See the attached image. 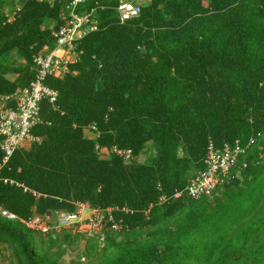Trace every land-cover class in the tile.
<instances>
[{
  "label": "trees",
  "instance_id": "1",
  "mask_svg": "<svg viewBox=\"0 0 264 264\" xmlns=\"http://www.w3.org/2000/svg\"><path fill=\"white\" fill-rule=\"evenodd\" d=\"M133 1L139 15L121 23L118 0H0L2 96L30 85L74 14L88 20L66 70L45 78L58 98L39 103L36 139L0 171V208L17 216H0V264H264V0ZM236 141L235 165L190 197L210 151ZM79 203L129 213L113 214L119 232L103 221L91 235L20 221ZM81 238L86 261L63 263Z\"/></svg>",
  "mask_w": 264,
  "mask_h": 264
},
{
  "label": "built area",
  "instance_id": "2",
  "mask_svg": "<svg viewBox=\"0 0 264 264\" xmlns=\"http://www.w3.org/2000/svg\"><path fill=\"white\" fill-rule=\"evenodd\" d=\"M52 1V0H50ZM72 5L82 2V0H68ZM117 11L121 22L137 17L140 13V5L127 0H119ZM86 17L72 16L68 27H63L57 35L58 48L47 56L39 54L34 62L39 66L34 80L29 87L17 89L11 95H0V134L6 138L2 143V150L5 152L3 163H6L12 155L14 149L23 140H34L30 136V128L37 121L39 113V103L46 99L49 103H54L57 99V92L45 85L47 76H57L66 70V64L69 60V54L73 49V42L76 38L83 35L82 25L87 23ZM92 30L96 27L93 25ZM12 101L15 110L8 107V102ZM253 140L250 141L252 143ZM218 151H210L212 153L209 159L210 170L207 174L202 175L201 179L192 183L187 188L188 194L192 198H197L200 195H209L219 182L218 177L225 176L231 167L237 162V157L244 154V150L235 143V146L225 147L222 154ZM246 164H244L245 166ZM8 180H4L6 183ZM12 184L13 181H10ZM18 186V184L16 183ZM27 189L24 188V191ZM180 194H177L179 196ZM86 206L79 204L78 209L74 214L62 213L59 216V225H69L78 223L77 231L81 233H92L100 230V224L103 216L98 214V210L88 212L85 217L82 213ZM7 218H15V215L6 211L1 212ZM27 227L46 232L48 229L45 221L40 218L28 219L24 222ZM117 229L116 225L112 226Z\"/></svg>",
  "mask_w": 264,
  "mask_h": 264
},
{
  "label": "clouds",
  "instance_id": "3",
  "mask_svg": "<svg viewBox=\"0 0 264 264\" xmlns=\"http://www.w3.org/2000/svg\"><path fill=\"white\" fill-rule=\"evenodd\" d=\"M127 1H131L132 3H136V4H138L137 2H134L133 0H127ZM118 4H119V0H118ZM140 5V4H139ZM118 6V5H117ZM116 11H117V8H116ZM118 12V11H117ZM118 15H119V13H118ZM120 17V16H119ZM135 18V17H134ZM130 20V19H129ZM128 21V20H127ZM120 22H121V20H120ZM125 22V21H124ZM121 23H123V22H121ZM69 57V56H68ZM25 87H29V86H25ZM22 88H24V87H22ZM18 89H21V88H18ZM17 90V89H16ZM15 90V91H16ZM54 90V89H53ZM56 91V90H55ZM57 92V91H56ZM57 98H58V92H57ZM44 100H46V99H44ZM57 100V99H56ZM48 101V100H47ZM56 102V101H55ZM50 104H52V103H50ZM40 114L38 113V117H37V121L35 122V123H37V122H41V119H40V116H39ZM34 123V124H35ZM33 124V125H34ZM32 125V126H33ZM31 126V127H32ZM31 129V128H30ZM30 134V136L32 137V138H34V140L36 139L34 136H32L31 135V133H29ZM6 138V136L5 135H2V134H0V146H2V143L4 142V139ZM33 140V141H34ZM251 140H253V142H254V139H251ZM250 140V141H251ZM28 142H30V141H26V140H23V142H21L15 149H14V151L16 150V149H18V148H20V147H22V146H24V145H27V143ZM237 142V141H236ZM252 142V143H253ZM241 147V146H240ZM242 148V147H241ZM243 149V148H242ZM111 152H112V154L113 155H115V156H117V157H120V158H122V159H124V160H130L131 159V155H132V151L130 150V149H121V148H119V147H117V146H112L111 147ZM244 150V149H243ZM13 151V152H14ZM106 149L105 150H102V154H105L106 153ZM244 152H245V150H244ZM13 154V153H12ZM11 157V156H10ZM9 157V158H10ZM140 157H142V156H139L138 157V159L140 158ZM3 159H4V157H3ZM140 160V159H139ZM7 163V162H6ZM6 163H1V166H0V171L2 170V167L6 164ZM4 180H8L6 183L4 182ZM10 181H13V183L11 184L10 183ZM2 183H4V184H7V185H10V186H13V187H20V188H22V190H23V192H28V193H30L32 196H34V197H36V198H38V197H40V193H38V192H36L35 190H33V189H29L28 187H26V186H24L23 184H20V183H18L17 181H15V180H12V179H9V178H2ZM16 183L18 184V186L16 185ZM218 184V183H217ZM24 188H26L27 190L26 191H24ZM180 194V193H179ZM79 204H83V203H79ZM79 204H77V208H76V210L78 209V206H79ZM85 205V204H84ZM86 206V205H85ZM76 210L75 211H73V212H67V211H64V210H61V211H58V212H55V213H50V212H47V213H45V214H43V215H38V214H36V213H34V214H32L31 216H29V217H27V218H22L20 221H21V223L28 229V230H30V231H32V232H34V233H38L39 235H41V236H43V237H48V235H49V232H50V230L52 231V230H57L58 232H61L63 229H66V230H70L72 233H80V234H86V233H81V232H78L77 231V226H78V223H71V224H69V225H59V223H58V219H59V216H60V214H62V213H69V214H74L75 212H76ZM127 209H124V208H118V207H115V208H107L106 210H105V213L103 214V218H102V220H101V224H100V230L99 231H101V229H102V223H103V221H107V225H108V227H109V230L110 231H115V232H119L120 230H121V225H122V223H121V221H115V219H114V213L116 212V211H118L119 213H121V214H123V213H129L128 212V210L126 211ZM2 211H6V212H8V213H10L9 211H7V210H5V209H2V208H0V216L1 217H3V218H6V219H10V220H15L16 219V215L15 214H13V215H15V218H13V219H11V218H7V217H5V216H3L2 215ZM90 212V211H89ZM84 213H85V215H87L88 214V212H85V209H84ZM12 214V213H11ZM147 214V213H146ZM34 218H40L41 220H43V221H45V223L47 224V226H48V229H47V231L46 232H42L41 230H37V229H33V228H30V227H27L26 225H25V221H27L28 219H34ZM113 225H116L117 226V229H113L112 228V226ZM98 232V231H97ZM92 233H94V232H92ZM60 234V233H59ZM89 235H91L90 233H88ZM102 240H103V237L101 236V238L99 239V244L102 246Z\"/></svg>",
  "mask_w": 264,
  "mask_h": 264
},
{
  "label": "rangeland",
  "instance_id": "4",
  "mask_svg": "<svg viewBox=\"0 0 264 264\" xmlns=\"http://www.w3.org/2000/svg\"><path fill=\"white\" fill-rule=\"evenodd\" d=\"M139 1V0H136ZM73 53L71 54L72 57ZM141 161L143 157L139 158ZM83 217H85V213H82ZM86 240L81 238L78 239L76 243H74L70 248L67 249L66 254L62 257L61 261L63 263H68L69 261H77L78 258L81 262H85L86 258L82 256V253L84 251V247L86 245ZM81 255V256H80Z\"/></svg>",
  "mask_w": 264,
  "mask_h": 264
}]
</instances>
